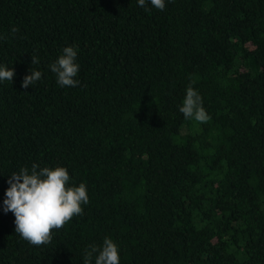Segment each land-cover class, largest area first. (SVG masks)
Instances as JSON below:
<instances>
[{"label":"trees","instance_id":"1","mask_svg":"<svg viewBox=\"0 0 264 264\" xmlns=\"http://www.w3.org/2000/svg\"><path fill=\"white\" fill-rule=\"evenodd\" d=\"M165 5L0 0V264H84L105 238L120 264H264V0ZM68 46L76 87L50 70ZM190 84L208 123L179 111ZM33 164L89 196L40 247L3 211Z\"/></svg>","mask_w":264,"mask_h":264},{"label":"clouds","instance_id":"2","mask_svg":"<svg viewBox=\"0 0 264 264\" xmlns=\"http://www.w3.org/2000/svg\"><path fill=\"white\" fill-rule=\"evenodd\" d=\"M145 4L146 0H138L139 6L144 7ZM150 4L160 11L166 6L165 0H150ZM11 31L15 34L19 29L12 28ZM0 39L4 37L0 36ZM76 58L77 48L68 46L50 65L61 87L78 86L79 81L74 79L79 72ZM36 63L39 59L32 55V64ZM15 75L14 69L0 66V81L12 82ZM41 78V71L31 70V74L23 78L21 86L27 89ZM179 111L185 119H194L199 123H208L211 119L203 107L202 97L191 84L186 89ZM69 181V172L65 167L38 170V165L33 164L31 172L21 168L18 173H12L7 181L9 187L5 191L3 211L14 215L15 233L31 245L40 247L51 242L53 230L64 228L73 217L82 215V205L89 202L86 185L69 186ZM94 253H98L95 264H120L118 246L111 238H105L100 248L93 245L86 250L84 264H91Z\"/></svg>","mask_w":264,"mask_h":264}]
</instances>
